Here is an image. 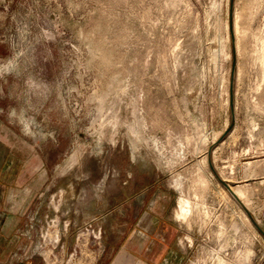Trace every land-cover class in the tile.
<instances>
[{"label": "rangeland", "instance_id": "obj_1", "mask_svg": "<svg viewBox=\"0 0 264 264\" xmlns=\"http://www.w3.org/2000/svg\"><path fill=\"white\" fill-rule=\"evenodd\" d=\"M261 176L264 0H0V180L31 236L19 255L51 259L64 229L78 257L109 253L151 202L177 228L172 264H264L219 182L243 185L258 224Z\"/></svg>", "mask_w": 264, "mask_h": 264}, {"label": "crops", "instance_id": "obj_2", "mask_svg": "<svg viewBox=\"0 0 264 264\" xmlns=\"http://www.w3.org/2000/svg\"><path fill=\"white\" fill-rule=\"evenodd\" d=\"M262 179L264 176L258 178L259 181ZM0 181V264H6L25 249L23 243L18 244V232H22L26 226L23 218L25 207L9 209L8 202L12 200L7 197L12 189L8 182ZM257 217L258 225L264 233V209H261ZM176 235L177 228L170 222L169 215L150 202L143 204V210L133 218L132 225L122 235V241L109 253L90 251L88 255L86 252L82 255L81 252V257H78L77 247H70L65 241L69 239V234L64 229V243L60 250L54 247L50 250L51 259L46 260L40 254L30 257L24 255L21 264H50L49 260L57 262L58 255L62 260L60 264H69L74 257L76 259L73 261L76 262L73 264H172L177 252ZM87 256L89 261L86 260Z\"/></svg>", "mask_w": 264, "mask_h": 264}, {"label": "bare ground", "instance_id": "obj_3", "mask_svg": "<svg viewBox=\"0 0 264 264\" xmlns=\"http://www.w3.org/2000/svg\"><path fill=\"white\" fill-rule=\"evenodd\" d=\"M221 177L223 180H225L223 175H221ZM244 190L245 189L243 188V185H239L235 189H233V193L236 195V197L239 199V201H241L246 206V208H248L247 202H246V194H245ZM186 199H183V198L179 199L178 206L176 207V211L174 212V215H173V217L177 221H183L185 223L187 222V219L189 218V216L191 215V212H192V210H191L192 207L190 205L191 203H189V201ZM241 211H242V209H241ZM205 217H206V215H205ZM245 217H246V214H245Z\"/></svg>", "mask_w": 264, "mask_h": 264}, {"label": "water", "instance_id": "obj_4", "mask_svg": "<svg viewBox=\"0 0 264 264\" xmlns=\"http://www.w3.org/2000/svg\"><path fill=\"white\" fill-rule=\"evenodd\" d=\"M232 61H233L232 73H234V70H235V53L234 52L232 53ZM232 106H233V86L231 84V86H230V107L232 108ZM232 127H233V119L230 122V125H229V128L227 130V133L232 129ZM219 182L230 193L232 198L237 202V204L242 209V211L246 214V216L248 217V219L250 220V222L252 223L254 228H256L257 231H259L260 234L264 237L263 231L261 230V228L257 224V222L254 220V218L250 214L249 210L246 208V206L241 201H239V199L236 197V195L232 192L230 184L226 183L222 179H219Z\"/></svg>", "mask_w": 264, "mask_h": 264}, {"label": "built area", "instance_id": "obj_5", "mask_svg": "<svg viewBox=\"0 0 264 264\" xmlns=\"http://www.w3.org/2000/svg\"><path fill=\"white\" fill-rule=\"evenodd\" d=\"M32 227V225L30 226V228ZM20 235L22 236V237H26V236H28V238H30L31 236H29L28 235V232L26 233L25 231H22V232H20ZM39 249V247H37V246H35L34 247V251H37L38 249ZM34 251H32L31 253H30V256L31 255H34ZM36 255V254H35ZM30 256H27V257H30ZM23 257H24V255H14L13 257H12V260L8 263V264H21L22 262H21V259H23ZM26 257V256H25Z\"/></svg>", "mask_w": 264, "mask_h": 264}]
</instances>
